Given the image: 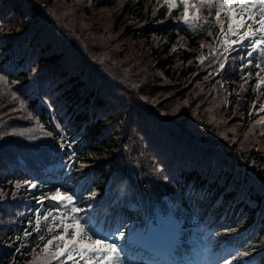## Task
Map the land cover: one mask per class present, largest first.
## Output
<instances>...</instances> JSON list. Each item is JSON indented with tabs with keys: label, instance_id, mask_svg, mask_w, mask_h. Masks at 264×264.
Returning a JSON list of instances; mask_svg holds the SVG:
<instances>
[{
	"label": "trees",
	"instance_id": "16d2710c",
	"mask_svg": "<svg viewBox=\"0 0 264 264\" xmlns=\"http://www.w3.org/2000/svg\"><path fill=\"white\" fill-rule=\"evenodd\" d=\"M182 14L163 0H0V264H29L62 231L42 221L23 236L34 196L59 186L104 230L150 236L132 229L167 213L176 226L155 231L168 247L204 233L216 264L237 251L233 264H264V71L230 58L216 75L215 9L195 27ZM24 180L41 187L17 191Z\"/></svg>",
	"mask_w": 264,
	"mask_h": 264
},
{
	"label": "snow or ice",
	"instance_id": "6c2138e0",
	"mask_svg": "<svg viewBox=\"0 0 264 264\" xmlns=\"http://www.w3.org/2000/svg\"><path fill=\"white\" fill-rule=\"evenodd\" d=\"M165 2L170 10L176 4V0H165ZM180 3L183 5L182 22L189 27L199 25L201 9H207L209 17L212 16V9H215L214 19L220 28L217 37L220 39V44L219 48L213 49L211 52L209 63L217 65L216 75H221L230 66V58L244 61L239 69L243 75L250 76L251 73L245 72V69H250L253 66L264 71V67H262L264 65V0H180ZM208 34L212 35L211 32ZM233 53H235L234 56ZM199 59L201 63H204L208 58L202 55ZM211 75L212 73H209L205 79ZM256 75L260 76V72H257ZM260 79L264 81V77ZM8 83L6 77L0 75V85L6 86ZM12 83L15 84L16 81H12ZM257 87H259V82ZM12 96L15 98V91L12 92ZM20 107L25 108L23 102ZM260 111H264V105L260 106ZM32 115L33 113L29 112L28 118H31ZM37 123L39 124L38 121ZM255 123H264V117ZM39 127L43 131V125H39ZM24 131L32 132L34 130L29 128ZM18 134L23 135L24 132ZM44 135L52 136L53 133L44 132ZM65 146L71 148L72 145L70 142L61 145V147ZM74 156V152L70 153L69 160L71 161ZM40 187L41 185L30 180L15 182L17 191L24 188L28 192H32ZM62 187H55L48 193L34 196L36 204L39 205V207L30 209L35 214V227L32 231L24 229L23 236H31L32 232L40 233L42 221L45 222L47 232L51 233L58 229H62V231L48 239L47 243L43 245L41 253L37 254V257L29 264H51L52 261H56L57 264H67V261H71L72 264H81V262L83 264H132V261L128 259L126 244L120 243L125 238V232L121 230V226L118 225L114 231L111 228L104 230L98 226L97 222L93 221V217L82 216L81 213L86 209L77 206L79 198L71 190H62ZM95 195L96 193L93 191L89 194V198L95 197ZM2 198L3 192L0 191V199ZM46 199L51 207L44 206ZM28 223L31 224L32 220H29ZM16 239H21V237L18 236ZM38 239L43 241L45 236L40 234ZM53 245H55L54 249ZM16 251L19 252L20 248H17ZM231 255L235 259L236 255H244V253L237 251ZM233 259L225 257L221 264H233Z\"/></svg>",
	"mask_w": 264,
	"mask_h": 264
},
{
	"label": "rangeland",
	"instance_id": "374dc122",
	"mask_svg": "<svg viewBox=\"0 0 264 264\" xmlns=\"http://www.w3.org/2000/svg\"><path fill=\"white\" fill-rule=\"evenodd\" d=\"M163 2H165V0H163ZM166 3V2H165ZM167 7L168 4L166 3ZM175 7H180V9H183V5L182 3H180V0H176V4L173 8ZM204 10V9H202ZM192 10L190 9V12ZM263 164H264V161H261ZM158 218H157V221L156 223H152L151 221H146V224L144 223L143 225L141 226H138L136 225L132 231H137V230H141V229H144V228H147L149 231H152V235H155V237H153L151 240H149L150 243H153L158 247H162V244L164 242V239H163V234L160 232V231H155V229L160 226L162 223H164L166 220H170L173 222L172 224V228L174 227L173 225L176 226V224L174 223L173 221V217H171L169 214L167 213H162V212H158ZM209 232V231H208ZM129 236V233H127L125 235V238ZM138 237V236H136ZM124 238V239H125ZM130 238V237H129ZM128 238V240H129ZM171 238H174V237H171ZM170 238V239H171ZM196 239L193 241V243L191 244L190 247H186L185 246V251L184 253L182 252H179V257H180V261H178L177 257L176 256H171L172 258V261L170 258L167 259L168 262L166 263H161V264H200V262L204 259V256L205 254L202 253V252H199L197 251V248L198 247H201L202 246V240L203 238H200V236L198 235L197 237H195ZM136 240V239H135ZM172 241H174V239H172ZM138 244V242H136ZM55 246H53V249H54ZM133 246V243L128 247L127 249V252H128V257L130 259H140L139 257L141 256V251L138 250L137 248H134ZM129 249H131L129 251ZM146 253H148V250L147 249H144ZM140 255V256H139ZM63 258V257H62ZM154 260L158 261V259H155ZM183 260V261H182ZM143 262V261H141ZM159 262V261H158ZM132 264H138V262H132ZM144 264H153L152 263V259H149L147 260Z\"/></svg>",
	"mask_w": 264,
	"mask_h": 264
}]
</instances>
